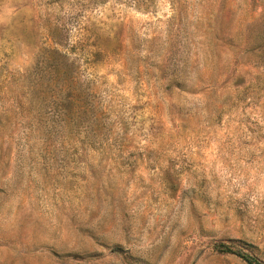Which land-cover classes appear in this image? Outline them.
Segmentation results:
<instances>
[{
  "label": "rangeland",
  "instance_id": "374dc122",
  "mask_svg": "<svg viewBox=\"0 0 264 264\" xmlns=\"http://www.w3.org/2000/svg\"><path fill=\"white\" fill-rule=\"evenodd\" d=\"M242 254L264 263V0H0V264Z\"/></svg>",
  "mask_w": 264,
  "mask_h": 264
},
{
  "label": "trees",
  "instance_id": "16d2710c",
  "mask_svg": "<svg viewBox=\"0 0 264 264\" xmlns=\"http://www.w3.org/2000/svg\"><path fill=\"white\" fill-rule=\"evenodd\" d=\"M62 73H63V69H61V71H60V76L62 75ZM60 76H58L57 78L61 81V84H59V85H61V86H59L61 89H62V87L63 88H67L69 85H70V82L69 81H65V82H63L64 81V77H60ZM68 80H70V79H68ZM67 92H69V91H67ZM75 96V95H74ZM76 98H75V100H71V97H70V95H69V99H66V102H67V107L70 109V110H72L73 109V107L74 106H77V109H76V112H75V116H73V115H71V116H69V117H71L72 119H73V121H74V126H78L83 120H84V117L85 118H87V120H86V122L84 123L85 125H87V126H90V129H91V131H93L94 130V128H97V125H98V123H100V120L97 118V117H94V114L92 115V113H88L87 112V107H84V108H82V105H79V101L81 102V100L77 97V96H75ZM75 101H77V103H78V105H75ZM63 103H64V99H63ZM82 103V102H81ZM65 104V103H64ZM82 104H84V103H82ZM86 115H88L87 117H86ZM54 122H55V119H54ZM56 123V122H55ZM62 125V124H61ZM60 125V126H61ZM63 126H65V125H63ZM81 126V125H80ZM84 127V126H83ZM99 132V131H98ZM94 133V132H93ZM95 134L96 133H94L91 137L90 136H87L85 133H84V136L85 137H87V138H92L93 139V137H94V139H96V136H95ZM58 137L63 141V142H66V144L68 143V141L69 140H71V137H69V136H66L65 134H59L58 135ZM93 139V141H90V142H94L95 143V141L96 140H94ZM48 141V140H47ZM97 142H100L99 140H97ZM243 259H244V261L247 263V264H264L263 262H260L259 260H257V259H255L254 257H252V256H248V255H246V254H242V255H240Z\"/></svg>",
  "mask_w": 264,
  "mask_h": 264
}]
</instances>
